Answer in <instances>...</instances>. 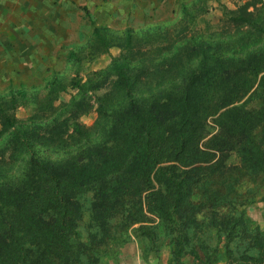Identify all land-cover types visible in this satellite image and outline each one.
<instances>
[{
  "label": "rangeland",
  "instance_id": "obj_1",
  "mask_svg": "<svg viewBox=\"0 0 264 264\" xmlns=\"http://www.w3.org/2000/svg\"><path fill=\"white\" fill-rule=\"evenodd\" d=\"M128 12L122 19L116 14L99 24L93 20L95 26L106 29L102 32L105 46L89 35L92 23L87 20V32L56 52L55 66L35 69L22 76L21 82L0 84V94L6 96L8 90L19 86L26 91L25 99H17L14 109L7 112L12 113L16 124L29 126L43 137L28 146L34 156L89 161L94 152L114 144L109 121L97 107L108 113L124 104L106 69L111 59L119 58L125 50V29H130L137 59L132 65L137 66L142 59L149 68V73L140 77L141 83L132 88L135 93H178L183 81L198 74L197 50L209 42L213 57L224 51L232 53L248 69L252 86L242 100L249 98L246 106L257 105L259 81L264 74V32L240 19L257 20L264 28V0H157L151 6L143 4L142 22L133 20ZM183 43L187 44L185 49L178 46ZM248 53L254 55L252 59ZM214 65V61L208 64L209 72H214ZM253 66L259 71L256 75ZM151 68L158 69L152 72ZM53 78L58 86L49 91L45 82ZM87 78L94 89L82 97L70 82ZM213 118L207 119L205 136L198 142L208 162L199 164L203 169L190 177L195 182L185 207H180L186 219L187 243L178 258H174L172 238L157 215L145 212L143 222L124 231L99 227L90 213L92 191L85 190L74 198L81 210L76 226V241L80 243L76 264H264V254L261 261L254 260L264 248V182L255 168L244 163L231 142L226 146L225 135ZM72 121L83 135L72 131ZM6 133L0 124V181L11 178L14 182L9 187L14 188L27 175V154L5 148ZM215 134H219L217 139L208 143ZM212 143L217 150L206 148ZM140 225L142 228H138ZM106 229L111 238L100 236L107 234Z\"/></svg>",
  "mask_w": 264,
  "mask_h": 264
},
{
  "label": "trees",
  "instance_id": "obj_2",
  "mask_svg": "<svg viewBox=\"0 0 264 264\" xmlns=\"http://www.w3.org/2000/svg\"><path fill=\"white\" fill-rule=\"evenodd\" d=\"M240 20L264 32L257 20ZM103 31L106 29L92 23V38L105 46ZM205 45L199 47L195 57L198 74L183 81L178 93L146 96L132 90L149 68L142 59H138L137 66L132 65L137 59L130 29H125V50L119 58L111 59L106 69L124 104L108 113L97 107L109 121L114 144L94 152L89 161L34 156L28 146L43 137L29 126L16 124L12 113L7 112L14 109L17 99H25L26 91L19 86L8 90L7 96L0 94V124L7 132L4 147L27 154L26 177L14 188L9 187L14 182L11 178L0 181V264H76L80 244L76 241V226L81 210L74 198L85 190L92 191L90 213L99 227L124 231L143 222L145 212L157 215L172 238V253L177 259L187 243L186 219L180 207H185L195 182L190 177L203 169L199 164L208 162L198 142L205 136L203 129L212 116L219 132L225 135L226 146L231 142L244 163L255 168L264 182V74L259 81L257 105L246 106L249 98H242L252 86L248 69L232 53L224 51L213 57L208 51L210 43ZM178 46L185 49L187 44ZM247 56L252 59L254 55ZM212 61L214 72H209ZM241 69L243 72L238 71ZM252 70L253 75L259 72L254 66ZM56 82L53 78L45 86L55 90ZM70 87L82 97L94 89L89 78L71 81ZM70 126L73 132L83 135L76 122ZM218 136H210L208 143ZM206 148L217 150L215 143ZM108 230L100 236L111 238ZM263 254L264 248L254 260L261 261Z\"/></svg>",
  "mask_w": 264,
  "mask_h": 264
},
{
  "label": "crops",
  "instance_id": "obj_3",
  "mask_svg": "<svg viewBox=\"0 0 264 264\" xmlns=\"http://www.w3.org/2000/svg\"><path fill=\"white\" fill-rule=\"evenodd\" d=\"M155 1L0 0V84L21 82L35 69L55 66L56 52L87 32V20L99 24L116 14L122 19L129 10L133 20L142 22L143 4Z\"/></svg>",
  "mask_w": 264,
  "mask_h": 264
}]
</instances>
